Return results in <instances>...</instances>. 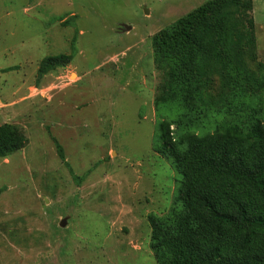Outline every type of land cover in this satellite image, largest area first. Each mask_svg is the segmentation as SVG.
Returning a JSON list of instances; mask_svg holds the SVG:
<instances>
[{"label": "rangeland", "instance_id": "1", "mask_svg": "<svg viewBox=\"0 0 264 264\" xmlns=\"http://www.w3.org/2000/svg\"><path fill=\"white\" fill-rule=\"evenodd\" d=\"M208 1L264 107V0H0V126L26 138L0 158V264H157L148 216L169 211L181 176L154 150L179 109L160 102L152 40ZM59 54L73 57L39 77ZM225 65L202 58L205 100L231 91Z\"/></svg>", "mask_w": 264, "mask_h": 264}, {"label": "trees", "instance_id": "2", "mask_svg": "<svg viewBox=\"0 0 264 264\" xmlns=\"http://www.w3.org/2000/svg\"><path fill=\"white\" fill-rule=\"evenodd\" d=\"M215 9L208 1L152 40L155 62L167 68L160 102L179 109L177 119L161 122L154 150L171 159L181 176L169 211L148 216L157 264H264V107L255 101L254 86L244 82L254 76L230 57L235 26ZM206 54L226 62L232 85L228 94L209 100L200 70ZM72 57H45L38 76ZM25 142L16 126H0V158Z\"/></svg>", "mask_w": 264, "mask_h": 264}, {"label": "water", "instance_id": "3", "mask_svg": "<svg viewBox=\"0 0 264 264\" xmlns=\"http://www.w3.org/2000/svg\"><path fill=\"white\" fill-rule=\"evenodd\" d=\"M66 223V220H63V222H61V226H64Z\"/></svg>", "mask_w": 264, "mask_h": 264}]
</instances>
